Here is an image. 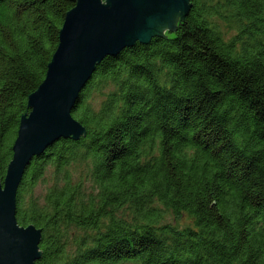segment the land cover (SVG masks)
<instances>
[{
  "label": "trees",
  "instance_id": "trees-1",
  "mask_svg": "<svg viewBox=\"0 0 264 264\" xmlns=\"http://www.w3.org/2000/svg\"><path fill=\"white\" fill-rule=\"evenodd\" d=\"M189 2L96 65L71 111L85 134L26 167L35 264H264V0ZM73 5L0 0V182Z\"/></svg>",
  "mask_w": 264,
  "mask_h": 264
},
{
  "label": "water",
  "instance_id": "water-1",
  "mask_svg": "<svg viewBox=\"0 0 264 264\" xmlns=\"http://www.w3.org/2000/svg\"><path fill=\"white\" fill-rule=\"evenodd\" d=\"M190 0H74L58 32L43 80L27 97L12 156L0 182V264H35L41 229L19 225L16 192L31 159L59 138L78 140L85 127L71 111L96 65L136 42L173 30Z\"/></svg>",
  "mask_w": 264,
  "mask_h": 264
},
{
  "label": "rangeland",
  "instance_id": "rangeland-1",
  "mask_svg": "<svg viewBox=\"0 0 264 264\" xmlns=\"http://www.w3.org/2000/svg\"><path fill=\"white\" fill-rule=\"evenodd\" d=\"M39 189H40V188H38V190H39ZM173 217H174V216H173ZM166 219H167V220H171V219H173V218H172V214H167ZM174 219H175V218H174ZM189 221H190V219H189L188 215L183 214L179 219L175 220V224H177L178 226H180V225H185V224L189 223Z\"/></svg>",
  "mask_w": 264,
  "mask_h": 264
}]
</instances>
